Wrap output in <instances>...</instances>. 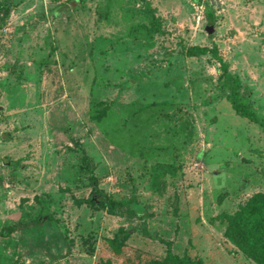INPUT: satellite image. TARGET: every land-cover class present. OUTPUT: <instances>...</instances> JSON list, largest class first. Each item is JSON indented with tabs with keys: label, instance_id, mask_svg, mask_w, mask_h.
Segmentation results:
<instances>
[{
	"label": "rangeland",
	"instance_id": "374dc122",
	"mask_svg": "<svg viewBox=\"0 0 264 264\" xmlns=\"http://www.w3.org/2000/svg\"><path fill=\"white\" fill-rule=\"evenodd\" d=\"M0 3V264H255L222 219L264 193V0ZM187 46L218 48L263 124ZM81 151L145 223L75 203L93 187Z\"/></svg>",
	"mask_w": 264,
	"mask_h": 264
},
{
	"label": "trees",
	"instance_id": "16d2710c",
	"mask_svg": "<svg viewBox=\"0 0 264 264\" xmlns=\"http://www.w3.org/2000/svg\"><path fill=\"white\" fill-rule=\"evenodd\" d=\"M204 0H194V3L201 6ZM8 6L0 3V14L6 13ZM207 23L214 25L215 19L211 9L208 7L206 11ZM159 29V26L157 27ZM184 53L190 58H199L206 55L218 62L220 65L219 71L221 75L220 81H223L221 87L230 90L229 101L232 109L240 117L256 124H263L252 108L241 100L242 84L239 78L234 77L229 73V64L222 58L216 46L212 48L200 46H187L184 48ZM80 159L89 172V180L93 187L90 196L87 199H76L75 203L78 206L87 205L92 209L106 210L110 215L139 217L146 222V215H138L131 208L132 199L117 200L108 193L99 189L98 178L95 177L93 171L90 169V160L84 151H81ZM10 165V164H8ZM49 218H42L37 220L34 225H41L43 221ZM226 223L224 232L225 238L236 247L237 251L255 264H264V193H257L253 195L244 205L240 206L238 211L231 216H224L222 219ZM136 231V230H132ZM132 231H126L121 228L113 239L108 240L110 248L114 255L123 254V249L132 235ZM142 234L146 237L150 236L149 231L144 226L141 228ZM99 264H113L108 260H101ZM141 264H201L190 259H179L172 257L170 260L157 259Z\"/></svg>",
	"mask_w": 264,
	"mask_h": 264
},
{
	"label": "water",
	"instance_id": "95a60500",
	"mask_svg": "<svg viewBox=\"0 0 264 264\" xmlns=\"http://www.w3.org/2000/svg\"><path fill=\"white\" fill-rule=\"evenodd\" d=\"M208 32H209V33H212V28L209 27V28H208Z\"/></svg>",
	"mask_w": 264,
	"mask_h": 264
}]
</instances>
